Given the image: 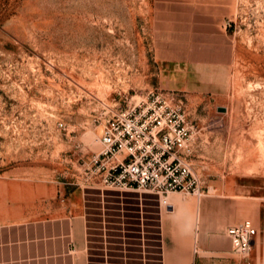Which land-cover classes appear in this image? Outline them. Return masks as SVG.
<instances>
[{"label": "rangeland", "instance_id": "rangeland-1", "mask_svg": "<svg viewBox=\"0 0 264 264\" xmlns=\"http://www.w3.org/2000/svg\"><path fill=\"white\" fill-rule=\"evenodd\" d=\"M167 5L218 15L232 32L231 64L205 72L157 63L154 11ZM151 90L173 92L187 112L200 179L196 192H172L180 205L166 206L167 197L161 206L154 239L164 257L264 264V0H0V222L20 218L19 200L38 192L48 195H34L37 204L54 201L55 191L68 197L69 215H78V193L134 207L138 193L98 188L91 159L103 149L106 105ZM89 132H98L97 145L85 140ZM187 206L188 232L179 227ZM244 220L251 243L240 254L227 230Z\"/></svg>", "mask_w": 264, "mask_h": 264}, {"label": "crops", "instance_id": "crops-1", "mask_svg": "<svg viewBox=\"0 0 264 264\" xmlns=\"http://www.w3.org/2000/svg\"><path fill=\"white\" fill-rule=\"evenodd\" d=\"M188 8L167 5L155 9V61L205 72L229 66L233 59L231 29L218 15ZM199 76L206 80L210 75ZM134 192L138 193L132 199L136 200L134 207L125 201L120 208L111 205L123 204L121 197H85V193L80 197L78 192L75 197V192L72 207L77 216L69 215L70 199L56 196V191L52 202L35 203L34 195H48L41 192L19 200L20 218L0 222V264H181L175 254L165 258L163 246L154 239L158 222L164 224L159 199ZM144 237L150 242L147 247Z\"/></svg>", "mask_w": 264, "mask_h": 264}, {"label": "built area", "instance_id": "built-area-1", "mask_svg": "<svg viewBox=\"0 0 264 264\" xmlns=\"http://www.w3.org/2000/svg\"><path fill=\"white\" fill-rule=\"evenodd\" d=\"M120 100L122 105L105 107L103 149L91 159L98 188L154 194L161 205L172 192L199 190L200 179L189 159L193 129L176 95L151 90L143 98ZM251 232L249 220L228 228L236 252L248 251Z\"/></svg>", "mask_w": 264, "mask_h": 264}, {"label": "bare ground", "instance_id": "bare-ground-1", "mask_svg": "<svg viewBox=\"0 0 264 264\" xmlns=\"http://www.w3.org/2000/svg\"><path fill=\"white\" fill-rule=\"evenodd\" d=\"M98 132H99V130H98ZM97 133L89 132V133L86 134L85 140H87L90 143L91 146L97 145V143H99V141H100V139L98 141V137H97L98 134ZM181 203H182V201H181L180 196L178 194H171L169 196V204L167 206H171V205H174V204L180 205ZM201 207L202 208L199 209L200 214H201L199 217L201 218V220H202V218L204 220V218H206V216L204 215L205 214V210L203 209L202 205H201ZM188 210H190V211H188ZM201 212H203V213H201ZM193 218H194V211H193V209L190 206H187L185 208V217H184V219L181 222H179V227L181 229H185V231L187 230V232L190 231L192 229V227H193Z\"/></svg>", "mask_w": 264, "mask_h": 264}]
</instances>
